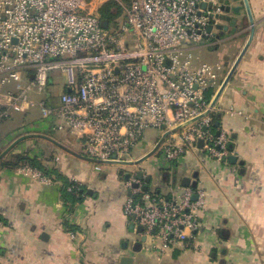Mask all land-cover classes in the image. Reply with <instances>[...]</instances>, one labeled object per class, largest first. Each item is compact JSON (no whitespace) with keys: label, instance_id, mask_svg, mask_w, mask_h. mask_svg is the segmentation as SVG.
Here are the masks:
<instances>
[{"label":"built area","instance_id":"2783aa9c","mask_svg":"<svg viewBox=\"0 0 264 264\" xmlns=\"http://www.w3.org/2000/svg\"><path fill=\"white\" fill-rule=\"evenodd\" d=\"M223 13L220 0H128L123 22L106 28L96 0H0V124L38 108L78 139L97 171L136 161L148 130L163 136L182 125L156 152L163 171L195 151L227 162L230 138L215 125L217 105L211 108L225 65L197 63L193 53L214 37L209 26ZM55 70L65 75L64 83L53 82L62 86L59 93L52 89ZM19 171L52 181L31 165ZM129 174L125 214L147 235L155 231L163 248L192 241L207 205L205 188L145 189L138 170ZM68 191L79 196L80 186L73 181Z\"/></svg>","mask_w":264,"mask_h":264},{"label":"crops","instance_id":"0c3cea01","mask_svg":"<svg viewBox=\"0 0 264 264\" xmlns=\"http://www.w3.org/2000/svg\"><path fill=\"white\" fill-rule=\"evenodd\" d=\"M249 2L255 35L216 106L218 130L233 142L237 163H216L195 151L163 171L156 153L151 154L160 135L145 138V148L136 151L137 160L150 155L141 165L103 164L97 171L93 161L74 154L82 155L81 145L67 129L51 126L41 114L33 119L34 109L15 113L0 124V154L33 133L47 134L65 147L29 137L0 160V264H123L124 257H132L133 264H264V0ZM239 19V29L216 31L220 37L194 49L197 63L222 62L228 74L251 32L246 10ZM231 108L242 113L232 115ZM24 117L30 118L28 123ZM27 150L51 171L46 175L52 181L5 165ZM132 169L145 172L148 189L165 192L184 177L205 188L207 205L192 241L163 248L155 231L139 232L141 225L124 211L130 195L125 176ZM73 181L80 186L79 196L68 191Z\"/></svg>","mask_w":264,"mask_h":264},{"label":"water","instance_id":"95a60500","mask_svg":"<svg viewBox=\"0 0 264 264\" xmlns=\"http://www.w3.org/2000/svg\"><path fill=\"white\" fill-rule=\"evenodd\" d=\"M223 4H222V10H223V14L220 16V23L217 24L216 26H214L213 24L209 26V31L210 32H213L214 36L216 37H220L221 35L219 34V32L221 33H225V32H231L232 29H239V17L242 15L243 13V10H246L247 11V14H248V17L250 19V23H251V32H250V36L244 46V48L242 49L241 53L239 54V56L237 57L236 61L234 62L233 66L231 67V69L229 70L226 78L224 79L221 87L219 88V90L217 91V93L215 94L213 100H212V103H211V108L215 107L217 105V102L219 100V98L221 97L223 91L225 90V88L227 87V85L229 84V82L231 81V79L233 78L234 76V73L240 63V61L242 60L243 56L245 55V53L247 52L248 48L250 47L252 41H253V38H254V35H255V30H256V27H255V22H254V18H253V13H252V10H251V6H250V2L249 0H223ZM205 6V4H204ZM224 21L226 22H229V25H225L223 24ZM110 25V22L108 20H103V26L104 27H109ZM230 28H231V31H230ZM216 31H219V32H216ZM210 113V110H208L205 114H203L202 116L204 115H207ZM200 118V117H199ZM197 118V119H199ZM216 126H219L220 125V121H216L215 123ZM185 125H182V126H179L175 129H173L172 131H167L165 134H163L162 138L160 139V141L158 142V144L155 146L154 150L152 151L151 154H155L159 148V146L162 144V142L172 133V132H175L177 130H179L181 127H183ZM218 135H220V131L217 132ZM29 137H41V138H45L51 142H54L56 143L57 145L59 146H62V147H65L63 146L60 142H58L57 140H55L53 137L47 135V134H39V133H33V134H26L24 136H21L19 137L18 139H16L12 144H10L1 154H0V160H2L13 148H15V146L20 143L22 140L26 139V138H29ZM200 146L203 145V140L200 141ZM229 148L230 150L233 152L234 151V144L233 142H230L229 144ZM78 156H84V155H80V154H77V153H74ZM150 155L146 156L145 158H141L139 160H136V161H127V162H121V164H128V165H131V166H139L141 165L147 158H149ZM89 159V158H88ZM91 160V159H90ZM228 160L235 164L237 163V156L236 155H231L229 156ZM93 161V160H91ZM94 162V161H93ZM102 162V161H101ZM103 163V162H102ZM123 173V171L121 172ZM145 172L143 170H138V179H143L144 177V174ZM175 176L177 175V170H175ZM169 175L168 173H165V176ZM199 175V172H196L194 174V177L197 178ZM126 180H129L130 178V174H126L125 176ZM176 179V177H175ZM150 181V178H148V182ZM177 181V179L175 180ZM183 186H190L192 185L194 188L197 187L198 185V182L197 180H195L194 182H192L191 178L190 177H184L182 180H181ZM134 186H138V184H134ZM145 189H147V186H145ZM91 192V190H90ZM139 232H143L144 231V227L143 226H140L139 227ZM147 240V236H143L142 237V241H146ZM141 247V244H139L138 246V250L140 249ZM122 263L123 264H133V258L132 257H124L123 260H122Z\"/></svg>","mask_w":264,"mask_h":264},{"label":"trees","instance_id":"16d2710c","mask_svg":"<svg viewBox=\"0 0 264 264\" xmlns=\"http://www.w3.org/2000/svg\"><path fill=\"white\" fill-rule=\"evenodd\" d=\"M117 8V10H115ZM101 19L102 20H108L110 24L116 22V19L121 14V7L119 6V2L117 0H110L108 1L99 11ZM212 95V91L209 92V96ZM217 127V126H216ZM5 165H9L12 168H18L23 165H31L33 167L39 168L42 170L45 174L50 175L51 171H48V169L43 165V163L38 159L37 156L33 155L31 152H20L16 154L14 157H12L8 162H5ZM70 183V180L66 182L68 185ZM68 198L74 200H77L74 196H71L68 194ZM2 220V218L0 217Z\"/></svg>","mask_w":264,"mask_h":264},{"label":"rangeland","instance_id":"374dc122","mask_svg":"<svg viewBox=\"0 0 264 264\" xmlns=\"http://www.w3.org/2000/svg\"><path fill=\"white\" fill-rule=\"evenodd\" d=\"M108 1H110V0H96V3L98 4V6H99V11H100V9L102 8V6H104ZM118 2H119V6L121 7V14H120V16H118L117 17V19H116V21H117V24H121L122 22H123V19H124V6H126L127 4H128V0H117ZM115 10H117V8H115ZM205 52V50L204 49H202V50H199L198 51V53L202 56L203 55V53ZM196 59V58H195ZM198 61V58L196 59V62ZM64 81H65V75L64 74H62V72L61 71H57V70H55V71H53L52 72V77H51V83H52V85H53V91L56 93H59V92H61L62 91V86H60V85H57V84H54L53 82H60L61 84L62 83H64ZM15 113H13L12 114V116L14 115ZM31 114H33V119H38L39 117H40V115L39 114H41L40 113V110L38 109V108H35L33 111H32V113ZM12 116L10 117V118H12ZM29 119L30 118H26V117H24V119H23V123H28L29 122ZM40 119V118H39ZM55 121H51V126H53V127H56L57 126V124L56 123H54ZM160 135H161V132L159 131V130H148L147 131V133H146V139H148V140H153V139H155V138H158V137H160ZM28 151V150H27ZM29 152H31V150H29ZM155 157L157 158V156L155 155Z\"/></svg>","mask_w":264,"mask_h":264},{"label":"flooded vegetation","instance_id":"af4514ba","mask_svg":"<svg viewBox=\"0 0 264 264\" xmlns=\"http://www.w3.org/2000/svg\"><path fill=\"white\" fill-rule=\"evenodd\" d=\"M220 2L223 4L224 1L223 0H220Z\"/></svg>","mask_w":264,"mask_h":264}]
</instances>
